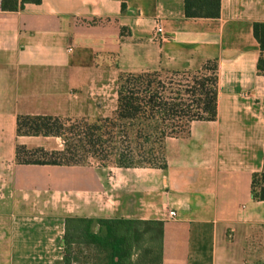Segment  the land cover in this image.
Returning <instances> with one entry per match:
<instances>
[{"label":"crops","instance_id":"0c3cea01","mask_svg":"<svg viewBox=\"0 0 264 264\" xmlns=\"http://www.w3.org/2000/svg\"><path fill=\"white\" fill-rule=\"evenodd\" d=\"M255 23L264 0H221L218 18L185 17L184 0H42L17 11L0 0V264H63L67 217L161 221L162 264H264V201L252 194L264 171ZM208 62L217 117L167 137L165 168L17 161L18 146L63 149L60 137L19 135V116H106L99 100L121 74Z\"/></svg>","mask_w":264,"mask_h":264},{"label":"trees","instance_id":"16d2710c","mask_svg":"<svg viewBox=\"0 0 264 264\" xmlns=\"http://www.w3.org/2000/svg\"><path fill=\"white\" fill-rule=\"evenodd\" d=\"M42 0H1L3 11H17ZM221 0H184L187 18H218ZM253 32L261 49L258 70L264 73V23ZM211 71L210 75L205 72ZM191 75L184 88H167L158 72L123 73L118 79L117 106L112 117L69 119L52 116H19L18 134L56 136L63 149L17 147V161L32 165H87L101 167H158L166 164L159 148L167 137L189 130L193 121L217 117V67L208 62L194 71L169 75ZM156 79L158 81H156ZM174 94V97L166 96ZM136 132L137 152L124 147L123 136ZM142 138L143 143L139 140ZM151 143V147L143 146ZM156 146L159 148L156 149ZM255 200L264 201V171L252 183ZM163 222L125 218L67 217L62 239L63 264H162Z\"/></svg>","mask_w":264,"mask_h":264},{"label":"rangeland","instance_id":"374dc122","mask_svg":"<svg viewBox=\"0 0 264 264\" xmlns=\"http://www.w3.org/2000/svg\"><path fill=\"white\" fill-rule=\"evenodd\" d=\"M194 72H196V70H192ZM206 74H209L211 73V71H208V72H205ZM196 74H191V75H179V76H173V75H167V74H161V76L159 77L160 78V81L163 82V85L167 88L171 87L172 89H177V88H184L185 85H191V83L193 82L194 80V76ZM159 80V79H158ZM156 79V81H158ZM116 89L118 90V80L113 83V85L109 86L106 94H105V101H103V99H100L99 101H102V105L101 106H105V107H100L98 106V109L99 110H102L103 113L106 114V116H101L103 118H106V117H112L114 115V112H115V109H116V106H117V101L115 102L114 100V97L112 96L113 92L116 91ZM166 96H170V97H174V94H169L167 92ZM83 119H88V120H92L94 118H83ZM96 119V118H95ZM75 120H79V119H75ZM135 130L132 131L130 134H129V137L127 136H123L124 134H122V144L124 147H131L134 151L137 152V143H136V137H135ZM141 142L140 143H143L144 140H142V138L139 139ZM154 139H151L149 141V143H144L143 146L149 148L151 147V143L153 142ZM140 146V145H139ZM159 147L156 146V149H158ZM159 150V153L162 154L163 152V145L161 148L158 149ZM93 161V160H91Z\"/></svg>","mask_w":264,"mask_h":264},{"label":"built area","instance_id":"2783aa9c","mask_svg":"<svg viewBox=\"0 0 264 264\" xmlns=\"http://www.w3.org/2000/svg\"><path fill=\"white\" fill-rule=\"evenodd\" d=\"M163 33V27L161 24V20L157 19L156 20V25H155V37H159ZM176 213L174 211L169 212V217L170 218H175Z\"/></svg>","mask_w":264,"mask_h":264}]
</instances>
